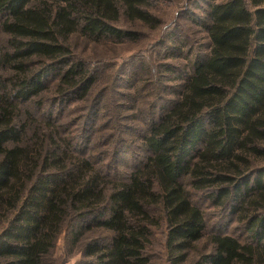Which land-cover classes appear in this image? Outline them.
<instances>
[{
  "label": "trees",
  "instance_id": "1",
  "mask_svg": "<svg viewBox=\"0 0 264 264\" xmlns=\"http://www.w3.org/2000/svg\"><path fill=\"white\" fill-rule=\"evenodd\" d=\"M156 1L0 0V264H51L69 228L107 234L82 241L79 264H150L160 227L179 264L206 235L204 202L237 215L246 236L206 235L212 249L192 264H264V0H205L207 50L139 137L141 150H94L77 118L64 119L95 81L71 36L136 42L122 22L158 27ZM131 153L141 157L114 175Z\"/></svg>",
  "mask_w": 264,
  "mask_h": 264
},
{
  "label": "rangeland",
  "instance_id": "2",
  "mask_svg": "<svg viewBox=\"0 0 264 264\" xmlns=\"http://www.w3.org/2000/svg\"><path fill=\"white\" fill-rule=\"evenodd\" d=\"M206 9L205 0H157L151 11L160 19L158 27L152 29L122 22L125 28H135L139 34L136 42L124 40L114 44L103 38L93 39L78 34L71 36L73 55L92 69L95 81L85 99L65 105L64 119L77 118L78 132H89L94 150H108L109 155L118 146L121 152L134 145L141 150L139 137L145 133L161 107L177 96L181 89L180 83L189 74L194 58L207 50L205 31L202 24H199L206 17ZM3 42L4 35L0 32V43ZM120 79L127 87L120 84ZM123 94H129V99L133 97L135 101L131 102ZM91 102L94 104V113L98 114L92 112L83 122L80 114L85 112ZM122 103L133 110L119 107ZM107 118L113 121L106 122ZM118 125L120 130L117 136L114 133ZM107 136H110L108 140ZM120 136L123 142L119 140ZM138 148L132 151H139ZM138 157L141 155L131 153L126 160L115 161L114 165L119 164V168L114 175L128 173ZM203 205L206 212V235L230 233L241 240L245 239L244 224L237 215L227 208L219 209L205 202ZM77 233L81 235L77 237ZM95 235L107 236L106 232L88 233L78 228L62 230L54 247L51 264H79L84 260L80 252L82 241ZM206 235L192 244L187 258L179 264H192L200 254L211 251L212 245ZM146 256L150 264L175 263L166 256L163 227L153 230L146 247Z\"/></svg>",
  "mask_w": 264,
  "mask_h": 264
}]
</instances>
